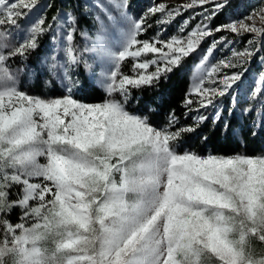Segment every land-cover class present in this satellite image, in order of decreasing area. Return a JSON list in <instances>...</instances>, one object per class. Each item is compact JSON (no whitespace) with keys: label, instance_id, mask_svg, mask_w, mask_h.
I'll return each mask as SVG.
<instances>
[{"label":"snow or ice","instance_id":"1","mask_svg":"<svg viewBox=\"0 0 264 264\" xmlns=\"http://www.w3.org/2000/svg\"><path fill=\"white\" fill-rule=\"evenodd\" d=\"M110 3L114 13L100 3L95 7L104 12L112 31L97 16L96 32L80 33L90 46L79 49L77 18L71 12L53 16L48 24L39 16L17 38L13 29L20 28L19 20L37 0H0V264H264V155L179 152L177 143L194 127L177 128L172 113L157 128L127 109L133 90L158 83L214 32L264 36V27L254 22L256 17L264 22V8L246 18L252 23L230 20L213 29L205 21L227 7L228 0L153 6L139 19L128 14V0ZM209 3L211 15L187 35L140 39L148 15L159 13L156 23L165 25L183 11ZM47 32L63 54L62 60L43 58L47 70L67 82L69 94L59 98L20 90L19 69L8 64L38 49ZM224 40L214 41L213 47ZM85 52L100 64L106 99L99 104L71 95L78 84L73 70L82 65L93 71ZM254 54L251 47L233 51L241 65ZM129 58L131 74H126L121 67ZM220 66L237 64L221 61L196 74L189 97L198 99L186 97V108L193 103L206 108L242 80L243 72L214 79ZM257 83L264 85V73ZM257 94L254 90L253 99ZM204 119L199 116L196 122ZM16 209L20 214L13 222Z\"/></svg>","mask_w":264,"mask_h":264},{"label":"trees","instance_id":"2","mask_svg":"<svg viewBox=\"0 0 264 264\" xmlns=\"http://www.w3.org/2000/svg\"><path fill=\"white\" fill-rule=\"evenodd\" d=\"M47 2L43 17L46 24L53 23L52 17L58 18L62 14L71 12L77 18V32L75 43L79 49L83 45L81 32L91 28V22L84 11L82 0H42ZM263 0H228L227 7L219 11L211 20L205 21L211 28L228 23L229 17L234 16L239 5L246 10L255 9L263 4ZM169 8L175 6L168 5ZM212 4H206L183 11L179 16L166 25L165 31L160 33L162 39H168L174 35H186L197 24H199L206 15H211ZM158 15H149L146 18V31L140 36V39H151L159 33V25L155 23ZM24 21V19H21ZM184 21H188L184 33L179 32V26ZM150 25V27H148ZM264 27V26H263ZM49 32L45 33L47 36ZM224 37L225 41H231L235 45L236 52H242L246 47L254 49L255 54L243 63L237 72H243L242 80L224 96H217L213 100V106L219 105V109L208 114L206 119L197 123L193 115L200 109L197 103L185 107L186 97H189L192 89L191 74H200L203 66L202 58L207 56L205 64H209L212 55L216 51V46H212L213 40ZM254 40V45H249L250 40ZM44 44L43 40L39 41ZM221 44V43H220ZM212 49L209 52V49ZM84 57H89V53H83ZM145 58H151L149 54ZM132 61L129 58L121 67V71L131 74ZM153 70L152 68L149 71ZM75 79L78 78V89L73 94L77 101L87 104H99L106 99V93L100 83H92L87 76V70L81 65L74 69ZM264 73V36L243 33L237 35L230 31L214 32L213 35L205 37L198 45L197 50L184 59L181 65L172 72L167 73L160 78L159 82L153 86H145L139 90L132 91L133 99L128 103L127 109L141 116H146L151 125L159 128L167 124L170 114L174 113L179 123L176 127L191 126L195 128L193 132L185 133L177 143V151H191L201 156L208 154L232 156L242 154L250 157L264 155V85H258L260 74ZM43 77V80L40 79ZM34 80L25 86V91L33 95H41L43 92H49L53 97L63 94L59 90L55 81L48 75H42L36 71ZM47 82V83H46ZM51 85V87H49ZM258 94L253 99V92ZM189 98L196 101L198 97L192 94ZM252 108V111H244L245 108ZM191 109V110H190ZM220 112L219 120H216V113ZM200 113V110H198ZM225 124L228 125L225 130ZM175 130V129H173ZM18 191L14 188L13 192ZM20 210L16 209L11 214V220L17 221ZM257 250L260 248L259 242H254Z\"/></svg>","mask_w":264,"mask_h":264},{"label":"rangeland","instance_id":"3","mask_svg":"<svg viewBox=\"0 0 264 264\" xmlns=\"http://www.w3.org/2000/svg\"><path fill=\"white\" fill-rule=\"evenodd\" d=\"M262 1V0H261ZM264 1V0H263ZM83 4H84V11L87 15V18L93 22V24H91V28L90 30H84V33H87L89 36L93 35L96 30L99 28V23L96 19L97 16L100 17V19L102 21H104L107 29L109 32L112 31V25L106 20L105 18V14L104 12H102L99 8L95 7V5L97 3L103 4L105 6V8L107 9V11L109 13H114L115 9L111 6L110 0H82ZM190 2V0H128V14L131 15L132 17L139 19L142 16H145V14L148 12V9L153 7V6H159V5H172V6H180V5H185L188 4ZM210 4V3H209ZM47 7V2H42V0H37V6L33 9L32 12L28 13L27 17L23 20H19V25L20 28L19 29H13V31L17 34V38H19V36L25 31V29L35 20L37 19L39 16H43V12L46 10ZM199 7V6H198ZM213 7V6H212ZM210 7V8H212ZM195 8V7H194ZM264 8V2L261 6L252 9V10H246L245 8L242 7V5L238 6V9L236 10V14L232 17H229L228 22L230 20H244L245 23H252V21L247 20L246 18L251 16L253 13L258 12L260 9ZM159 13H157L156 15H158ZM65 14H62L59 18L64 17ZM149 16V15H148ZM160 19V16L157 18V20ZM156 20V21H157ZM155 21V23H156ZM255 24L257 27H263L264 26V22H262L259 17L255 18ZM166 25H159V33L160 34L162 32L165 31ZM183 26V23L181 21V25L180 27ZM55 27V25H54ZM254 34V33H251ZM187 35V34H186ZM52 36V32H49V34L47 36H41L39 38L40 40L44 41L43 45H40V47L38 49H36L35 51L30 52L26 58H21V57H16L15 59L9 60L8 64L10 65V67L13 69V71H16L17 69H19L18 72H16V76H17V85L19 87L20 90L26 92L25 86L24 85H29L30 82L34 79L33 76L35 75L36 71H40V73L42 75H48L51 79H53L55 81V85L56 87L63 91V94H61V96L64 95H68V90L66 87L67 82L61 80L59 75H55L50 73L46 66L43 63V58L47 55V56H52L55 55L57 57L58 60H62L63 58V54L61 53L59 46L57 43H54L51 39ZM114 38V35H113ZM253 40V39H252ZM214 41H220V39L217 40H213L211 42L212 46ZM83 45H85L86 47L90 46V41L88 39H85L83 37ZM235 45L233 42L231 41H225L220 43H216L215 46L216 51L214 52V54L211 57V60L209 62V64H205L203 65L202 69H201V73L211 69L213 66H217L220 65L221 61H231L232 63L237 64L236 67H231V68H226L223 66H220V69L217 73L213 74V78H217V77H221L225 74L227 75H231L234 72H237L238 69L240 68L241 64L238 63L237 59L235 57H233V51H235ZM248 48V47H246ZM85 59H87L90 63L93 64V71L92 72H87V76L90 82L92 83H99V78H98V73L101 70L100 68V64L99 61L94 59V54L89 53V57H84ZM49 63H51V60L48 61ZM73 79H75V72L73 70ZM194 74H191V78H192V84L194 82ZM41 80H43V77H40ZM207 86H215V85H210L209 83L205 84V87ZM51 87V85L49 86ZM78 89V84L76 86H73L71 88V95L73 96L74 93H76ZM48 92L45 93L43 92L41 95H38V97H42V98H46V99H50V98H59L61 96L58 97H53L51 95V93L49 92V89L47 88ZM28 93V92H26ZM29 95L32 96H37V95H33L31 93H28ZM219 109V105H209L206 108H201L200 107V113H198V111L195 112V114L193 115V118L196 119L199 116H207L208 114H210L213 111H217ZM40 163H44V159L43 157L40 158Z\"/></svg>","mask_w":264,"mask_h":264}]
</instances>
